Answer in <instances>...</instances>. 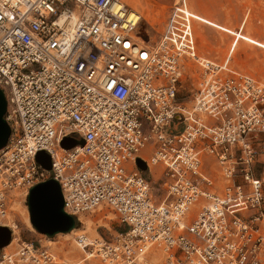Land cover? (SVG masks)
Listing matches in <instances>:
<instances>
[{"label":"built area","instance_id":"obj_1","mask_svg":"<svg viewBox=\"0 0 264 264\" xmlns=\"http://www.w3.org/2000/svg\"><path fill=\"white\" fill-rule=\"evenodd\" d=\"M189 10L176 0L152 41L123 0H0L11 127L0 226L11 244V203L55 178L76 224L107 208L127 227L115 241L77 237L105 264H264V82L231 59L202 61L193 21L204 20ZM187 59L205 69L188 105L179 97ZM67 137L84 144L68 149ZM42 150L50 170L36 159ZM157 165L162 194L147 177ZM19 246L0 248V264L58 263L33 242Z\"/></svg>","mask_w":264,"mask_h":264},{"label":"rangeland","instance_id":"obj_2","mask_svg":"<svg viewBox=\"0 0 264 264\" xmlns=\"http://www.w3.org/2000/svg\"><path fill=\"white\" fill-rule=\"evenodd\" d=\"M175 1L142 0L143 6L139 7H135V4H132L131 6L140 13H142V9H149L153 15V19L150 21L142 19L139 31L142 34H149L152 41H158ZM190 8L194 16L204 20V22L195 19L193 21L198 55L202 61L210 60L216 63H222L225 59H231L230 64L233 68L241 70L264 82V0H190ZM199 8L210 10L212 14L216 15L223 13L230 23L236 21V17L240 14L239 16L242 20L240 22L241 24H238V27L241 26L243 31L219 24V21L213 17L214 15H205L199 11ZM208 30L212 32L208 33ZM228 37L230 40H228ZM186 64L188 65V69L181 82L179 97L180 100L188 105L192 104L190 101L192 100L193 92L198 87L199 80L205 69L194 60L187 59ZM153 148V141H150L142 153L150 156ZM128 167L134 168L131 163L128 164ZM160 176V165L153 167L152 174H147V177L154 182L156 192L162 194L164 192L159 185L161 182L159 179ZM17 201L11 203L10 212L16 214L20 229L14 243L6 246L8 247L6 250L10 252H16L23 241L28 243L33 242L35 246L54 252L57 255V264H77V257L69 251L81 249L77 242V237L80 234L86 233L94 240L104 238L107 241H115L120 237L121 233L127 230V227L120 222L112 210L103 208L100 211L96 210L83 216V222L76 224L75 229L78 230L72 235L59 233L49 237L39 233L33 225L30 226L25 221L24 215L21 212L27 208L29 213L27 197L22 195L17 198ZM92 229L96 232H93ZM82 255L86 257L87 253L82 252ZM66 259L69 260L66 261ZM85 264L104 263L100 257L92 256Z\"/></svg>","mask_w":264,"mask_h":264},{"label":"water","instance_id":"obj_3","mask_svg":"<svg viewBox=\"0 0 264 264\" xmlns=\"http://www.w3.org/2000/svg\"><path fill=\"white\" fill-rule=\"evenodd\" d=\"M8 102L4 91L0 88V149H3L11 136V127L5 118ZM84 144V140L70 137L62 141L66 148ZM36 159L46 169L52 168L51 155L45 150L37 153ZM139 166L147 169V164L137 160ZM27 205L30 221L33 227L41 234L52 237L59 233H69L76 228V219L65 210V200L61 184L55 178H49L33 186L27 196ZM12 231L8 226H0V248L11 243Z\"/></svg>","mask_w":264,"mask_h":264},{"label":"bare ground","instance_id":"obj_4","mask_svg":"<svg viewBox=\"0 0 264 264\" xmlns=\"http://www.w3.org/2000/svg\"><path fill=\"white\" fill-rule=\"evenodd\" d=\"M124 2H126L129 6H131L132 4H135V7H139V6H143V4H142V0H123ZM132 8H134L133 6H131ZM135 9V8H134ZM136 10V9H135ZM138 11V10H137ZM190 11V10H189ZM191 12V11H190ZM140 13V12H139ZM192 13V12H191ZM141 14V16H142V18L143 19H146V20H152L153 19V15L151 14V12H150V10L148 9H142V13H140ZM144 32V31H143ZM214 62V61H210V60H204V62ZM25 197V196H24ZM13 201H17V199L16 200H13ZM18 202V201H17ZM18 204H19V202H18ZM22 204V203H21ZM16 208V207H15ZM17 209V208H16ZM23 209V208H22ZM11 210V209H10ZM21 210V209H20ZM22 215H24V218H25V221L30 225V226H32V223H31V221H30V216H29V213H28V210H27V208L26 209H24V210H22ZM4 222H6V223H8V224H10L12 227H14V229H15V234H18V232H19V229H20V227H19V224H18V222H17V216H16V214L13 212V213H11V212H8V214H7V220H5ZM90 224H91V222H90ZM92 224H94V223H92ZM93 226V225H92ZM90 228V227H89ZM95 229V228H94ZM94 229H92L93 230V232H96ZM76 230H78V229H74L71 233H67V235H72ZM91 230V229H90ZM89 240L91 241V242H93V243H97L98 242V240H94V239H91L90 237H89ZM15 241V240H14ZM14 241L12 242V244L14 243ZM78 243H79V241H77ZM51 243V242H50ZM11 244V245H12ZM10 245V246H11ZM8 248V247H7ZM72 250V249H71ZM66 252V251H65ZM69 252H71V253H73L76 257H77V260H76V262H78L77 264H85V262L90 258V257H92V256H94V255H91V254H89V252H87V256L86 257H84L83 255H82V252H84V250L82 249H77V250H72V251H69ZM69 252H67V253H69ZM66 253V255H68ZM156 254L158 255V254H160L159 252H156ZM69 260V259H68ZM67 259H66V261H68ZM26 264V263H25ZM105 264V263H104Z\"/></svg>","mask_w":264,"mask_h":264},{"label":"crops","instance_id":"obj_5","mask_svg":"<svg viewBox=\"0 0 264 264\" xmlns=\"http://www.w3.org/2000/svg\"><path fill=\"white\" fill-rule=\"evenodd\" d=\"M189 7H190V0H189ZM199 11L202 12L203 14H205V15H210V16L214 15L213 17H215L219 21V24H221V25H224V26H227V27H230V28L232 27V29L236 28L239 31L242 30L241 26L238 27V24H241L240 22L242 20V19H240V16H239L240 14L236 17V21H233L232 23H230L228 21L227 17L223 13H220L219 15H216V14H212V12L210 10H206V9H202V8H199ZM207 32L210 33L212 31L208 30ZM228 40H230L229 37H228Z\"/></svg>","mask_w":264,"mask_h":264}]
</instances>
